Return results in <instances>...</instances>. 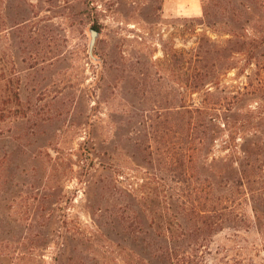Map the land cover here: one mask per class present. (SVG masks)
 I'll use <instances>...</instances> for the list:
<instances>
[{"label":"rangeland","instance_id":"374dc122","mask_svg":"<svg viewBox=\"0 0 264 264\" xmlns=\"http://www.w3.org/2000/svg\"><path fill=\"white\" fill-rule=\"evenodd\" d=\"M202 107L216 156L232 126L238 151L264 141V0H0V264H159L140 238L182 239L190 207L169 131ZM260 166L243 224L178 264H264Z\"/></svg>","mask_w":264,"mask_h":264},{"label":"trees","instance_id":"16d2710c","mask_svg":"<svg viewBox=\"0 0 264 264\" xmlns=\"http://www.w3.org/2000/svg\"><path fill=\"white\" fill-rule=\"evenodd\" d=\"M94 29L100 31L98 25ZM202 71L203 78L211 72L207 64ZM219 111L214 107L182 108L174 114V130L169 131L174 142L167 141L172 146L165 158L176 182L186 186L180 195L190 207L184 216L182 239L166 236L150 239L147 235L140 238L151 249V259L159 264H178L180 256L193 251L213 234L244 222L238 200L246 189L252 191V186L257 184L254 176L261 177L264 141L257 140L254 151L248 147L238 151L233 137L238 127L232 126L228 138L222 140L225 146L222 151L226 154L216 156L217 142L223 137L220 134L223 130L217 124ZM121 220L128 237L137 242V233L145 227L136 216L128 215Z\"/></svg>","mask_w":264,"mask_h":264},{"label":"water","instance_id":"95a60500","mask_svg":"<svg viewBox=\"0 0 264 264\" xmlns=\"http://www.w3.org/2000/svg\"><path fill=\"white\" fill-rule=\"evenodd\" d=\"M90 34H91L90 51L92 53L93 49H94V46H95V43H96V39H97V37L99 35V32L96 31L95 29H91L90 30Z\"/></svg>","mask_w":264,"mask_h":264}]
</instances>
